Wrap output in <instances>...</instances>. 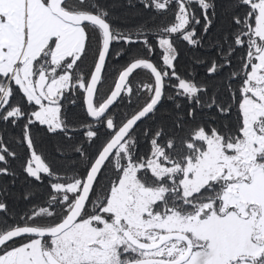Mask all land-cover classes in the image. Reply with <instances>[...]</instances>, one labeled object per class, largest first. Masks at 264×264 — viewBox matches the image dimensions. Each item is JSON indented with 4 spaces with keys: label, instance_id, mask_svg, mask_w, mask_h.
<instances>
[{
    "label": "snow or ice",
    "instance_id": "1",
    "mask_svg": "<svg viewBox=\"0 0 264 264\" xmlns=\"http://www.w3.org/2000/svg\"><path fill=\"white\" fill-rule=\"evenodd\" d=\"M137 3L157 14L175 6L174 20L124 27L103 0H0V123L24 121L23 172L47 180L44 206L2 222L0 264H264V0H225L220 17L217 0ZM220 18L208 48L216 54L194 59L210 80L197 83L194 70L182 78L175 40L204 47ZM114 44L124 47L113 54ZM137 44L143 50L128 47ZM157 48L162 65L151 59ZM90 52L94 67L85 74ZM125 56L114 90L101 95L107 62ZM138 70L151 78L136 87L145 102L118 120L110 109L134 94L129 78ZM76 94L91 119L60 174L37 154L31 126L72 139L66 103ZM165 99L173 103L168 130L155 122ZM144 120L155 130L141 133ZM101 127L107 136L97 144ZM16 157L0 134V176H16ZM0 212H8L4 201Z\"/></svg>",
    "mask_w": 264,
    "mask_h": 264
},
{
    "label": "trees",
    "instance_id": "2",
    "mask_svg": "<svg viewBox=\"0 0 264 264\" xmlns=\"http://www.w3.org/2000/svg\"><path fill=\"white\" fill-rule=\"evenodd\" d=\"M106 6L115 4L114 9H110L113 15L119 19L114 22L118 25L124 27H131L133 25L140 24L141 22L148 21L155 25H167L173 22L175 6H172L169 10L164 11L160 14L156 12L145 9L137 0H132L134 7L128 5V0H103ZM225 0H217V15L220 17L222 5ZM199 15V11H197ZM223 22V18H220L217 25L210 29L208 36L204 37L203 45L204 47L197 46L195 48L189 46L187 42L180 39L175 40V47L178 50V59L174 61L176 72L183 78L188 76L190 70L195 71V80L197 83L207 82L210 80L206 74V67L204 64H195V58H210L216 54V50L212 48L208 50L211 41H214L219 36V23ZM203 23V21H202ZM202 29L201 26L197 27V36L200 35ZM150 42L156 45V41L149 37ZM93 47H95V42H93ZM120 47H124L123 44L113 45V54ZM133 52L137 50H143L142 44L128 46ZM146 54V53H145ZM130 57H122L119 61L114 59H109L107 62V70L103 74L102 85L98 86L100 93L103 96H107L114 88L115 81L118 78L119 71L126 64ZM154 63L162 65V50L157 48L155 55L151 57ZM95 57L89 53L88 57L81 64L80 70L85 74L90 72L94 67ZM236 64V61H233ZM219 79V78H217ZM151 78L147 72L144 70H138L130 78L132 87L134 89V94L129 98L125 95L123 101L118 100L113 108L110 109V113L116 114L117 119L127 113L130 116L134 111L138 110L139 107L143 105L146 99V95L141 94L139 97L135 95L136 87L138 84L150 82ZM171 84H176L175 79L170 81ZM167 94H174L171 87L166 88ZM22 94H16L13 96L11 103L15 104L20 102ZM75 99L76 103L67 104L66 103V115L67 122L70 128L75 129L71 132L72 139H68L63 134H51L46 130V126H31V133L33 136L35 150L37 154L41 155L42 159L48 163L55 170L64 173V167L67 163H70L69 159L66 157H71L72 152L69 148L70 145H78V141L83 132L82 122L89 118L86 117L84 112L83 98L80 94L76 96H69V100ZM182 101V98H178ZM173 103L165 99L161 105L158 106L155 122H162L165 125V129L168 130L172 127L173 115ZM24 121L21 120L18 126L13 127L11 124L5 125L0 123V134H2L4 142L7 143L10 150L17 153L16 159H9V167L12 171L16 173L15 177L12 176H0V201H4L8 205V212H0V227H3V221H7L9 224L15 223L20 220L21 214L29 211L32 206H44L43 201L47 196V180L44 184L36 182L33 178H29L23 172V164L29 156V150L22 143H17V139H22ZM151 125L153 130H155L156 124L152 120H144L137 125V128L142 133L146 126ZM99 127V126H98ZM107 136V130L101 127L100 140L97 144L104 141ZM59 148V151H58ZM94 151V149H89ZM138 152L142 155L149 152V145L144 141L143 137L140 138L138 145ZM62 153L64 155H62ZM43 175V174H42ZM14 181V183H13ZM105 183V181H101ZM6 189V192L3 190ZM34 193V196L30 199H25V193ZM14 215V218H13ZM20 241L18 240L17 243Z\"/></svg>",
    "mask_w": 264,
    "mask_h": 264
},
{
    "label": "water",
    "instance_id": "3",
    "mask_svg": "<svg viewBox=\"0 0 264 264\" xmlns=\"http://www.w3.org/2000/svg\"><path fill=\"white\" fill-rule=\"evenodd\" d=\"M130 78H131V77H130ZM130 78H129V79H130ZM113 90H114V88H113ZM118 100H119V99H118ZM117 102H118V101H117ZM114 106H115V104L112 106V108H113ZM89 119H91V118H89ZM139 123H140V122H138V124H139Z\"/></svg>",
    "mask_w": 264,
    "mask_h": 264
}]
</instances>
